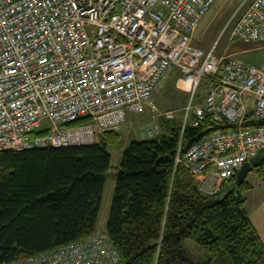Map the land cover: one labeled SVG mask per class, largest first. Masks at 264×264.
I'll list each match as a JSON object with an SVG mask.
<instances>
[{
	"label": "built area",
	"instance_id": "built-area-1",
	"mask_svg": "<svg viewBox=\"0 0 264 264\" xmlns=\"http://www.w3.org/2000/svg\"><path fill=\"white\" fill-rule=\"evenodd\" d=\"M216 1L0 0V150L94 143L120 128L129 112L152 105L177 66L178 87L190 93L182 132L207 115L229 124L187 149L180 142L176 154V165L186 166L201 192L218 194L264 150V68L193 44ZM246 4L231 38L264 41V0ZM164 115L175 118V111ZM159 133L156 126L151 135ZM119 262L108 233L97 231L5 264Z\"/></svg>",
	"mask_w": 264,
	"mask_h": 264
},
{
	"label": "trees",
	"instance_id": "trees-1",
	"mask_svg": "<svg viewBox=\"0 0 264 264\" xmlns=\"http://www.w3.org/2000/svg\"><path fill=\"white\" fill-rule=\"evenodd\" d=\"M164 124L158 135L131 141L116 172L107 233L119 264H264V242L247 208L251 183L246 179L238 186L235 175L218 194L208 195L186 166L175 162L180 142L187 149L229 124L210 115L184 133L179 117ZM120 141L121 133L112 129L91 144L0 150V264L98 231L112 163L108 146ZM261 154L252 164L263 175ZM187 239L206 248L209 258L194 259Z\"/></svg>",
	"mask_w": 264,
	"mask_h": 264
},
{
	"label": "rangeland",
	"instance_id": "rangeland-1",
	"mask_svg": "<svg viewBox=\"0 0 264 264\" xmlns=\"http://www.w3.org/2000/svg\"><path fill=\"white\" fill-rule=\"evenodd\" d=\"M247 2L248 0H217L212 9L202 18L194 35V43L204 49L214 48L217 55L232 54L246 63L264 67V41H244L231 38L233 21L245 10ZM231 18L233 19L231 20ZM176 77L177 72L165 78L163 85L152 97L153 104L148 106L144 112L128 113L126 122L117 129L121 133V141L108 146L112 155V163L106 175L103 201L98 219V231L107 232V222L116 187V172L126 147L131 141L140 138L137 136H142L141 128L148 122H151L152 126H157L160 132L164 131V127H166L164 123L167 120L164 114L167 111L174 110L175 117H181V109L189 96L187 94L185 96L182 91L178 90L180 88ZM203 87L204 84L200 89ZM263 155L264 152L261 157ZM255 170L257 171V169ZM256 171H251L247 179L258 186L263 180V175ZM250 194L252 199V192ZM184 245L194 259L204 261L209 258L207 249L193 239H187Z\"/></svg>",
	"mask_w": 264,
	"mask_h": 264
},
{
	"label": "crops",
	"instance_id": "crops-1",
	"mask_svg": "<svg viewBox=\"0 0 264 264\" xmlns=\"http://www.w3.org/2000/svg\"><path fill=\"white\" fill-rule=\"evenodd\" d=\"M194 35H195V33H194ZM193 44L196 45L194 43V40H193ZM202 49H204V48H202ZM210 49H212V48L204 49V50L205 51H209ZM256 66H258V65H256ZM259 67L264 68L263 66H259ZM175 72H177V77H176V80H177L179 78L180 74H181L180 68L177 67V66L176 67H173L170 70V72L168 73V75H167L166 78H168L171 74L173 75ZM204 89H205V87H203L202 89H200V91H198V96L195 97V101H194L195 103L201 102V99L203 97V91H204ZM178 90L179 91H182L185 96H186V94L189 96L188 99H187V101H186V104L181 109V115H180L181 117L180 118L182 119L183 118V115H184V110L187 107L188 102L190 100V93L186 89L180 88ZM152 102H153V100H152ZM154 127L155 126H152L151 122L150 123L148 122V123L144 124L142 126V128H141V130H142V133H141L142 136H137V137H140V138H137V139H146V138L154 137V136L151 135V133L153 131L152 129H154ZM263 152H264V150L261 151V153H263ZM252 171H256L255 168ZM256 172H258V171H256ZM249 182L251 183L252 186H251V188H249L245 192V195L247 197V208H248V211L250 213V218H251L254 226L256 227L258 233L260 234V237L262 238V240L264 242V174H263V180H262V182H260V184L258 186H256L251 181H249ZM251 192H252V199L250 197L251 196V194H250Z\"/></svg>",
	"mask_w": 264,
	"mask_h": 264
},
{
	"label": "water",
	"instance_id": "water-1",
	"mask_svg": "<svg viewBox=\"0 0 264 264\" xmlns=\"http://www.w3.org/2000/svg\"><path fill=\"white\" fill-rule=\"evenodd\" d=\"M254 169L252 162H246L237 172L236 184L240 186L246 179L248 174ZM121 169L119 170V172Z\"/></svg>",
	"mask_w": 264,
	"mask_h": 264
}]
</instances>
